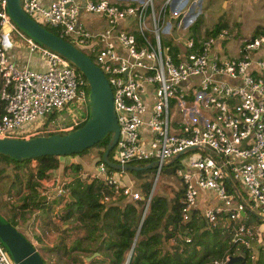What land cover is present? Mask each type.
Listing matches in <instances>:
<instances>
[{
	"label": "built area",
	"instance_id": "2783aa9c",
	"mask_svg": "<svg viewBox=\"0 0 264 264\" xmlns=\"http://www.w3.org/2000/svg\"><path fill=\"white\" fill-rule=\"evenodd\" d=\"M21 5L37 22L59 29L65 39L69 36L67 40L93 57L106 74L119 125L115 163L154 164L158 179L177 155L197 151L176 170L185 187L183 220L189 219L202 192L214 190L219 202L203 212L210 223L230 219L233 241L240 238L247 244L255 228L261 236L260 227L247 226L243 218L251 213L264 219V34L239 39L238 55L228 57L219 54L229 34L226 29L207 35L201 26L182 41L197 21L184 24L182 18L192 7L203 8V0H21ZM7 6L8 0H0V138H24L16 132L56 112L62 114L49 120L53 128L39 129L42 124L33 131L73 130L90 108L87 78L69 59L26 35ZM81 12L105 17V25L85 26ZM12 34L27 44L31 54L47 60L45 71L12 61ZM163 35L178 40L182 50L172 53ZM117 173L101 160L96 174L86 178L102 179L113 189V197L105 196L104 201L146 200L145 216L155 188L145 198L139 189L123 184ZM70 181H62L52 197L48 210L53 221L68 204ZM35 216L23 232L36 246V235L44 239L49 231L42 234L43 223ZM132 254L133 248L124 264L130 263ZM229 258L215 264H227ZM0 264H17L1 241Z\"/></svg>",
	"mask_w": 264,
	"mask_h": 264
},
{
	"label": "trees",
	"instance_id": "16d2710c",
	"mask_svg": "<svg viewBox=\"0 0 264 264\" xmlns=\"http://www.w3.org/2000/svg\"><path fill=\"white\" fill-rule=\"evenodd\" d=\"M192 26L195 28V32L199 31L202 26L201 19L197 18ZM47 28L57 35L60 34L57 28ZM223 29H225L224 24L218 22L206 33L207 35L217 34ZM262 34H264V28L259 32V35ZM1 104L0 100V106ZM90 115L91 112L89 111L88 117L75 126L73 130L81 128L90 118ZM48 122L49 120H46L39 129H46ZM71 131L46 132L44 135L66 134ZM110 137L111 135H107L95 145L102 148L100 158L96 163L103 160ZM89 150L73 156L81 155V153ZM112 154L114 153L111 152L110 158L114 161L115 157H112ZM60 157L62 156L39 157L36 159V167L30 169L28 163L32 159L17 161L0 153V180L11 174L8 170L13 166L15 174L11 186L18 184L22 187L26 184L31 189V192L24 198V204L19 209L45 205L44 202L38 200L40 195L35 186L40 185V179H48L54 174L55 170L60 167ZM20 162L23 163L20 164ZM144 164L146 163L136 162L134 165L143 166ZM179 167L180 161L177 160L172 165H168L166 170L169 175L176 176V170ZM71 168L75 172L69 183L73 200L68 201L63 219L67 223H71L75 229L84 231V234L74 242L73 250L95 253L100 250L102 244L106 243L108 249L111 250L110 254L106 255L111 264H124L126 255L132 248L133 254L129 264H215L216 261L223 260L226 256L236 255L239 252L243 253L244 258L235 264H264V244L258 249L256 260L251 259L249 248L242 242V239L236 238L233 241L235 232L231 223L225 221L212 224L197 207L191 212L189 219L184 221L182 209L185 187L177 191L173 198H168L164 194H155L148 212L144 216L146 200L130 201L123 197H116L112 198L110 202H104L105 196L113 197V189L102 179L87 180L81 176L82 164H72ZM148 171L156 173L155 168ZM134 173L143 179L144 182L140 185V191L145 198H148L153 186L149 178L150 174L147 175L145 170L134 171ZM114 199H118L119 202L114 203ZM11 206L16 211L15 204H11ZM252 217L262 220L251 213L247 214L243 218L247 226L255 225L251 223ZM8 219L14 226L18 227L13 219ZM172 239L176 240L174 244L165 249V243ZM59 248L67 247L63 244ZM82 257V261H84L85 257ZM78 259L81 257L78 256L76 261Z\"/></svg>",
	"mask_w": 264,
	"mask_h": 264
},
{
	"label": "water",
	"instance_id": "95a60500",
	"mask_svg": "<svg viewBox=\"0 0 264 264\" xmlns=\"http://www.w3.org/2000/svg\"><path fill=\"white\" fill-rule=\"evenodd\" d=\"M7 9L13 22L26 35L69 59L87 78L90 86L91 115L81 128L66 134L37 135L29 138H0V153L17 161L34 160L43 156H71L92 148L107 135H111L103 155V161L109 168L118 172L153 169L154 164H149L146 167L132 164L119 165L111 160V152L119 137V125L114 109V93L106 74L94 60L72 42L34 20L23 9L21 0H8ZM239 20H241V15ZM174 36H177L176 31ZM197 150L202 149L198 148ZM190 151L192 149L177 155L169 165ZM68 197L70 201L73 200L71 192ZM38 200L46 202L47 196L40 195ZM228 221L230 223V219ZM0 241L17 264H46L45 257L40 250L19 227L14 226L1 212ZM96 255L101 254L96 252L87 257V261L89 262ZM243 258V255H231L227 264H235Z\"/></svg>",
	"mask_w": 264,
	"mask_h": 264
},
{
	"label": "rangeland",
	"instance_id": "374dc122",
	"mask_svg": "<svg viewBox=\"0 0 264 264\" xmlns=\"http://www.w3.org/2000/svg\"><path fill=\"white\" fill-rule=\"evenodd\" d=\"M230 1V2H228ZM245 1L246 2H252L253 0H235L232 2V0H203V8L197 7V16L202 21V28H204L206 31L210 30L216 23L221 22L224 24V28L228 30L229 34L225 40L222 41L221 47L219 49V54L221 56H228V57H234L236 56L233 54V49L235 45L237 44V41L239 39H250L254 36H258L260 30L264 27V20H261V7L260 4H254L251 9L245 10ZM264 1V0H263ZM241 15V20H239V16ZM196 16V17H197ZM195 17V19H196ZM98 20H101L105 23L106 18L104 17H97L92 16L86 12H84L82 16V22L87 27H94V25L97 23ZM135 20V19H133ZM43 25L47 27H51L52 29H55V27L49 26L46 22L42 21ZM186 23V20L184 21V24ZM134 27L135 25L132 24ZM185 26V25H184ZM195 28L190 27L189 31L186 32V34L182 37V41H185L189 38H192L196 33L199 31L194 30ZM200 30V29H199ZM12 37L14 34L11 35ZM67 39L71 38L69 36L66 37ZM163 41L168 44L171 47V52L175 53L177 51L182 50V46L180 45V42L176 40L174 37L169 36L168 38H165L163 35ZM93 58V57H92ZM89 111L91 112V107L86 112V117L89 115ZM61 112H56L55 114L47 115L46 118H42V121H36L33 123L28 129L24 128L16 132V135H23L20 137L29 138L33 137L31 135H44L46 133L43 132H34V128L37 126H40L46 122V120H51L52 118H59L61 117ZM70 115V113H68ZM206 114V113H205ZM65 115V114H64ZM52 122L47 123V128L52 127ZM33 131V132H31ZM31 132V133H28ZM102 148L99 146H93L90 148L88 152L81 153L82 159H85L88 162V165L91 166L92 170L86 171L89 172V174H96L95 170V163L100 158ZM112 153L115 154V149L112 151ZM112 154V157L114 156ZM197 151H192L189 153L184 154L180 159V166H183L184 161H187L190 159V157L197 155ZM73 156V155H72ZM77 156V155H76ZM97 159V160H96ZM96 160V162H94ZM23 162H20V164ZM29 164V163H28ZM25 165V164H24ZM97 165V163H96ZM172 165V164H171ZM136 166V165H135ZM144 167L147 166V164L143 165ZM24 167V166H22ZM167 167H164V171L159 175L158 179L157 173L148 171L150 169H143L140 171H147V175L150 174L149 178L152 181V189H154V195L155 194H164L168 198H173V196L176 195V192L184 188V184L177 175L171 176L167 172ZM14 167L11 166L9 168V173H11L7 178L0 180V212L3 213L8 218L13 219L18 225L20 226V229L22 231H27L30 223L33 221V218L35 216V211L38 210L32 207H29L24 209H19L24 204V198L28 195L29 192L25 188L26 184L23 185L19 191L20 186L18 184H13L11 186L12 181L14 180V174L15 171L13 169ZM94 168V169H93ZM19 169V168H18ZM89 170V169H88ZM95 170V171H94ZM156 170V169H155ZM82 171V170H81ZM80 171V172H81ZM153 171V170H152ZM19 172V171H18ZM75 174V172L72 170L71 174ZM88 174V173H86ZM124 174H130L132 179L135 181L134 187L140 189V185L144 182L143 179L136 176L134 171H125ZM145 175V174H144ZM147 179V178H145ZM19 191V192H18ZM240 191L244 194L245 200L249 199L246 192H244V188L242 184L240 185ZM216 196V197H215ZM215 201H218L217 193L215 192L214 195ZM11 204H15L16 211L12 208ZM48 205H43L42 207L38 208H44ZM67 210V206H66ZM23 211V212H22ZM26 211V212H25ZM45 213L40 216L43 219V222H46L48 220V211L44 210ZM64 211L65 208L60 210L61 214ZM51 212L53 214V209L51 208ZM17 214V215H16ZM60 214V216H61ZM65 215V214H64ZM61 221H63V217ZM39 216H35V218H38ZM57 219V216H56ZM65 221V220H64ZM20 222L22 225H20ZM53 223V222H52ZM251 223L255 224L256 227H260L264 230V220H259L255 217H252ZM73 227V225H72ZM43 229V227H42ZM70 229V232H67L65 230ZM64 231L59 235L58 241H61L66 245L70 244L69 248H59L61 245L57 244L53 248H50V252L44 251V257L46 264H87L90 262H93L97 256L92 258L89 262L84 260L82 261V256H86L88 254V257L92 256V254H89L87 252H82V250H73V244L79 238L82 236V230L73 228H65ZM44 231V230H43ZM225 235V232H224ZM172 242H175V239L171 240ZM247 244L246 246L249 248V255L251 259L256 260L258 256V249L261 247L262 244H264V232L261 233V236L256 235V228L254 229L253 236L247 237L246 240ZM67 246V245H66ZM49 253V254H48ZM61 254L59 257H55V260H53L52 256L55 254ZM53 254V255H52ZM68 255L65 259L67 263L62 261L63 257ZM236 255H243L242 252L237 253ZM81 257V259H76ZM244 256V255H243ZM55 261V262H54ZM104 264H111L110 259L105 256L103 259Z\"/></svg>",
	"mask_w": 264,
	"mask_h": 264
},
{
	"label": "crops",
	"instance_id": "0c3cea01",
	"mask_svg": "<svg viewBox=\"0 0 264 264\" xmlns=\"http://www.w3.org/2000/svg\"><path fill=\"white\" fill-rule=\"evenodd\" d=\"M49 1L50 0H42V2H44V3H48ZM233 1H235V0H232V2ZM228 2H230V1H228ZM254 4H260L261 15H262L261 20H264V1L263 0H253L252 2H246L245 1V10L251 9V5L253 7ZM197 9H198L197 7H192L191 10L189 11L190 13L186 17L184 16L182 18V20H197V18H199L197 16ZM83 14L81 13V17H80L81 23H82ZM90 15L97 16V17H103V16H98L95 14H90ZM195 17H196V19H195ZM103 25H105V23L102 22L101 20H98L94 26H103ZM11 38H12V41L14 43V48L12 50H10V58L12 59V61L17 66L29 67V68H31L33 70H37V71H45L48 68V62L44 57H42L39 53L31 54L29 49H28L27 44L23 40H21L18 36H16L15 34ZM235 49H236V45H235L232 52H233V54H235L237 56L238 53L236 52ZM59 159H60V167L57 170H55L54 174L48 179L47 178L40 179L39 180L40 185L35 186V189L37 190V193L39 195H46L47 196V201L44 203L46 205H48V208L52 204V202H53L52 197L55 196L56 193L58 192L62 181L69 180V179L72 180V178L74 176L73 173L71 174L72 164H76V163L82 164V171H81L82 176L85 179L90 180L89 178H86V173L89 174V172H86V171H90V170H92V168L90 165H88V162L85 159H82L81 155H78V156H62ZM96 160L94 162H96ZM28 165H29L28 167H30V169L35 168L37 165V160L36 159L32 160ZM94 167L96 170V163H95ZM116 176L118 177V179L123 184L131 185V186H134V184H135V181L132 179L130 174H124V172H118L116 174ZM25 187H26L25 189L27 191H31V189L28 186H25ZM20 189H21V187L19 188V191H20ZM214 195H215L214 190H206V191L202 192L199 199H198L197 208H199L202 212H204L206 208L213 206V205H216L218 201H215ZM115 202L118 203L119 202L118 199H114V203ZM66 206H65V211H66ZM48 208H47V206L45 207V209L36 207V209H38V211H39V221H41L43 223V226H42L43 229H41L42 234H44L43 230L49 231L48 237H45L44 239L41 238L40 234L36 235L37 240H38L36 243V246H37L38 250H40V252L42 253L43 256H44V251L50 252L49 249L53 248L55 245L59 244V245L63 246L64 243L62 242V240L58 241V237L64 231L63 229H65L67 227L72 228L71 223H67L66 221H64V219H63V221H61L62 216L65 214L64 212H62L59 219H56L55 221H53L51 219L50 211L48 210ZM43 210L48 211V220L46 222H43V219L40 217L43 214ZM69 230L70 229H67L65 231L70 232ZM261 230H262V232H264L263 229H261ZM83 234H84V231H82V235ZM31 235L34 236L35 233H32ZM28 236H29V233H28ZM60 242H62V243H60ZM173 244H174V242H172V241L165 243V249H167L168 247H170ZM66 245H67L66 246L67 248L70 247V244L66 243ZM98 252L101 255H96L97 257L95 258V260L93 262H90L87 264H104V262H101V261H103V259L105 258L104 256H106L107 254H110L111 250L108 249V245L106 243H104L101 245L100 250ZM87 253L93 255L96 252L93 253L92 251H87ZM53 254H55V253H53ZM60 255L61 254H58V255L55 254L54 256H52L53 260H55V257H59ZM67 256L68 255L62 256L63 257L62 261H64L65 263H67L66 262L67 259H65ZM87 257H88V254L85 256L86 261H87Z\"/></svg>",
	"mask_w": 264,
	"mask_h": 264
},
{
	"label": "flooded vegetation",
	"instance_id": "af4514ba",
	"mask_svg": "<svg viewBox=\"0 0 264 264\" xmlns=\"http://www.w3.org/2000/svg\"><path fill=\"white\" fill-rule=\"evenodd\" d=\"M28 209H29V208H28ZM44 213H45V211L43 210V214H44ZM43 214H42V215H43ZM42 215H41V216H42ZM50 216H51V213H50ZM17 224H18V223H17Z\"/></svg>",
	"mask_w": 264,
	"mask_h": 264
}]
</instances>
